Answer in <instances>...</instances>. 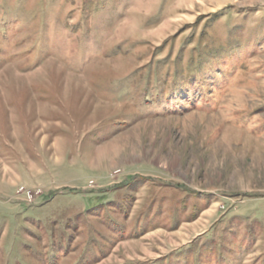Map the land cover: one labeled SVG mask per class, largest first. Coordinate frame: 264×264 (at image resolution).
Returning a JSON list of instances; mask_svg holds the SVG:
<instances>
[{
    "label": "rangeland",
    "instance_id": "rangeland-1",
    "mask_svg": "<svg viewBox=\"0 0 264 264\" xmlns=\"http://www.w3.org/2000/svg\"><path fill=\"white\" fill-rule=\"evenodd\" d=\"M0 264H264V0H0Z\"/></svg>",
    "mask_w": 264,
    "mask_h": 264
}]
</instances>
